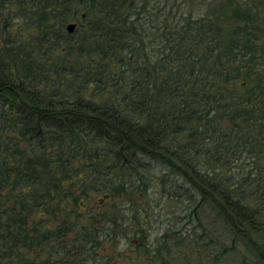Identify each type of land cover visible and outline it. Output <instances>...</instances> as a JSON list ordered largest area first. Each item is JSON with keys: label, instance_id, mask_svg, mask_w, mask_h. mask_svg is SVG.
Masks as SVG:
<instances>
[{"label": "trees", "instance_id": "1", "mask_svg": "<svg viewBox=\"0 0 264 264\" xmlns=\"http://www.w3.org/2000/svg\"><path fill=\"white\" fill-rule=\"evenodd\" d=\"M156 9L163 25L130 0H0V264H32L21 252L47 238L31 218L61 203L74 173L132 195L125 181L158 166L166 197L188 204L183 219L206 213L264 264V85L236 86L264 57L261 14ZM16 20L32 35L11 31Z\"/></svg>", "mask_w": 264, "mask_h": 264}, {"label": "rangeland", "instance_id": "2", "mask_svg": "<svg viewBox=\"0 0 264 264\" xmlns=\"http://www.w3.org/2000/svg\"><path fill=\"white\" fill-rule=\"evenodd\" d=\"M142 2V0H134L138 11L143 6ZM146 3L145 9L143 11L140 10L141 16H146V21L148 20V16H152V19L155 21L154 23L152 21L153 25L158 23H162L163 25L162 19H154L156 16H159L156 8L160 9V17L163 18L168 13L170 16L176 14V19L179 20H185L187 18L197 20L202 16L209 15L210 13L213 14L214 12L220 13L219 16L222 18L223 16L231 17L238 10H250L255 16L261 14V17L256 18L258 25H260L257 22L258 20L264 22V0H146ZM162 8L166 9L162 11ZM10 9H12L11 13L15 14V16L20 13L17 7L13 5ZM69 23L77 22L74 19H69L66 25ZM17 25H20V22L16 20L13 22L11 27L13 30L11 31H14L15 28L17 29ZM24 34L28 36L32 35V29L28 26L22 27L20 29V35L23 36ZM63 52L64 49L61 52L58 49L57 55ZM255 58L257 62H255V68L250 78L240 79L236 83L237 89L241 93L249 91L254 85H264V57L262 59L255 54ZM241 83H245L244 86H241ZM86 162L84 163L85 166ZM235 163L241 165L242 161H235ZM162 169V167L158 166L147 172H140L138 174L139 176L131 180H126L125 188H128L131 182L136 183L134 185V191L132 192L133 194L130 195L128 190H124L119 195L112 194L110 199L103 203L106 207H120L124 211L121 214L124 217L128 216L127 210L134 209L143 212L144 208L151 206L155 207V210L159 209L156 213L152 212L153 210L151 209V213L149 214L159 216V220H156V223L152 219L145 220L146 215L143 213L138 216V220L134 226H126L127 234L130 237L126 238V240L123 239L118 245V252L122 253L121 257H123V260L119 259V264H262L258 262L256 255L253 254V251L249 250L243 241L232 244V239L221 224L222 222L220 225H208V218L207 220L204 218L207 216L206 213H204L205 216L204 214H197L200 221L198 222L196 219L192 224H190L188 218L183 219L187 216L188 204L182 200H171L166 197V193L158 185V180L165 178ZM234 173V170H231L229 173L223 172L220 177L230 180L231 177L233 179ZM169 178L177 179L176 181L178 182L180 181L179 178L173 176H169ZM71 180L72 185H75L74 189H76L73 194L78 198L75 200L76 198L73 197L74 201L68 206L76 213H79L80 207L78 203L82 201L81 206L87 205L85 214L94 213L97 201L103 197V193L94 191L95 186L97 187L100 181L90 177L88 169L74 173ZM138 180H141L148 188H136ZM71 188L73 187L63 186L58 188L60 193L59 200L61 201L60 205H64L70 200L66 195L72 192ZM42 211L44 210L39 209L36 215L31 218L32 224L37 222V217L43 213ZM158 213L160 214L158 215ZM41 219L46 220V217L43 216ZM145 221L149 222V225H146ZM145 228L150 231L147 239L149 244H152L153 249L143 252L136 248L137 245L134 246L133 236L131 234L135 233L136 230L142 231ZM201 234L203 236L199 239ZM128 247L134 248V251L126 250ZM21 253L23 260L32 264L35 260L36 264H38L48 255V248L45 246L36 250V256L35 254L32 255L30 251L23 250ZM39 255L41 258L38 257ZM21 258L20 261L22 263L23 260ZM126 258L128 261H126Z\"/></svg>", "mask_w": 264, "mask_h": 264}, {"label": "flooded vegetation", "instance_id": "3", "mask_svg": "<svg viewBox=\"0 0 264 264\" xmlns=\"http://www.w3.org/2000/svg\"><path fill=\"white\" fill-rule=\"evenodd\" d=\"M142 1L146 3V0ZM71 181L70 178L62 183V186L73 187L71 188L72 192L66 195L70 200L64 205L56 202V204L47 206L44 212L38 215V220L35 222L42 239L43 237L47 238L48 255L40 262L46 261L47 264H119V259L123 260V257H121L122 253L118 252V245L120 241L130 237L127 234L126 226H134L138 216L143 213L146 215L145 220L152 219L155 220V223L156 220H159V216L149 215L151 209L154 213L159 211L152 206L144 208L143 212L134 209L127 210L128 216H122L124 211L120 207L103 205L110 199V194H103L102 199L97 201L95 212L88 215L85 214L87 205L81 206L82 201H79L80 209L79 213H76L68 206L74 201L73 192L76 190ZM105 195L109 197L104 198ZM43 216L46 217V220L41 219ZM145 222L146 225H149V222ZM41 226L42 229H40ZM149 233V229L145 228L131 234L134 246L137 245L136 248L139 251L146 252L153 249L147 239ZM39 247H35L33 253L35 256L36 250L42 248ZM126 250L134 251V248L128 247ZM38 257L41 258L40 255ZM126 261H128L127 258Z\"/></svg>", "mask_w": 264, "mask_h": 264}, {"label": "water", "instance_id": "4", "mask_svg": "<svg viewBox=\"0 0 264 264\" xmlns=\"http://www.w3.org/2000/svg\"><path fill=\"white\" fill-rule=\"evenodd\" d=\"M76 27H77L76 23H69L68 25H66V28L65 29H66V32L68 34H72V33H74ZM17 28L19 29L20 27H17ZM244 84L245 83H241L240 85L241 86H244ZM108 197H109L108 195H105L104 198H108Z\"/></svg>", "mask_w": 264, "mask_h": 264}]
</instances>
